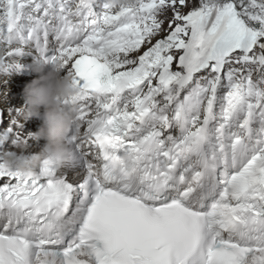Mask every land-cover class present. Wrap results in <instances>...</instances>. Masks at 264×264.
Segmentation results:
<instances>
[{"label":"snow or ice","instance_id":"6c2138e0","mask_svg":"<svg viewBox=\"0 0 264 264\" xmlns=\"http://www.w3.org/2000/svg\"><path fill=\"white\" fill-rule=\"evenodd\" d=\"M0 49L4 93L26 57L80 89L70 163L0 167V264H264V0H0Z\"/></svg>","mask_w":264,"mask_h":264},{"label":"clouds","instance_id":"9594fccd","mask_svg":"<svg viewBox=\"0 0 264 264\" xmlns=\"http://www.w3.org/2000/svg\"><path fill=\"white\" fill-rule=\"evenodd\" d=\"M97 0H89L95 4ZM113 10L123 11L135 7L139 0H106ZM6 52L0 49V65H3ZM30 70L37 76L26 85L24 98L27 108L23 119H43V125L36 134L40 140L46 141L41 153L31 158H17L14 154L5 156L2 167L24 177L36 175L37 169L45 161H55L57 164L70 163L74 156L73 146L68 142L72 134L79 135L76 127L79 113L75 98L80 95V89L75 85L71 74H63L62 65L36 59ZM9 80L5 84L9 85ZM10 88L3 94L7 98ZM68 101L66 105L64 102ZM43 110V111H42Z\"/></svg>","mask_w":264,"mask_h":264},{"label":"bare ground","instance_id":"6f19581e","mask_svg":"<svg viewBox=\"0 0 264 264\" xmlns=\"http://www.w3.org/2000/svg\"><path fill=\"white\" fill-rule=\"evenodd\" d=\"M22 63H24L26 65H31L33 63V59L31 57H26L22 61ZM63 74H65V73H62V75ZM21 75H22L21 77L17 76V77H12L10 79L9 85L7 87V90H8V88H10V92H9L7 98H5L3 95L4 94V80H3V78H0V109H5L6 105L8 108V106L10 104L13 107H23L24 106V104L26 102L24 95L21 96V98H17L16 96L20 93H24V89H25L26 85L29 84L32 80L36 79L37 76L31 70H27V71L21 73ZM22 122H23V120H22ZM31 122L34 124V127L26 126L25 127V134H27L29 132L38 133L40 128L43 125V119L34 118V119H31L30 123ZM38 143L42 146V145H45L46 141L39 140Z\"/></svg>","mask_w":264,"mask_h":264},{"label":"rangeland","instance_id":"374dc122","mask_svg":"<svg viewBox=\"0 0 264 264\" xmlns=\"http://www.w3.org/2000/svg\"><path fill=\"white\" fill-rule=\"evenodd\" d=\"M17 76L21 77L22 75H21V74H20V75L17 74V75H14L13 77H17ZM21 96H23V93L18 94L16 97H17V98H21ZM5 109H7V105H6ZM9 119H10V117H8V116L5 114V116H4V124H5V126H7V123H8V120H9ZM30 121H31V120L25 122V127H26V126L34 127V124H33L32 122L30 123ZM42 143H43V142H42Z\"/></svg>","mask_w":264,"mask_h":264}]
</instances>
